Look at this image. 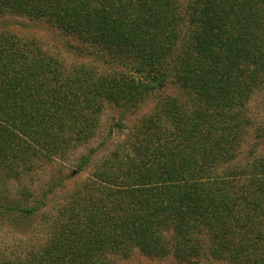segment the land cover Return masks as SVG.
Instances as JSON below:
<instances>
[{"label":"trees","instance_id":"obj_1","mask_svg":"<svg viewBox=\"0 0 264 264\" xmlns=\"http://www.w3.org/2000/svg\"><path fill=\"white\" fill-rule=\"evenodd\" d=\"M4 14L42 18L116 68L68 65L0 30V217L20 225L44 208V238L0 264H117L134 251L264 264V151L237 158L258 131L245 100L264 80V0H0ZM171 84L181 97L158 93ZM152 97L108 151L80 153L89 172L53 206L46 192L67 178L62 166L40 197L9 188L88 143L106 107L122 126Z\"/></svg>","mask_w":264,"mask_h":264},{"label":"rangeland","instance_id":"obj_2","mask_svg":"<svg viewBox=\"0 0 264 264\" xmlns=\"http://www.w3.org/2000/svg\"><path fill=\"white\" fill-rule=\"evenodd\" d=\"M3 29L13 32L18 36L34 38L43 49L61 59L65 64L73 65L84 63L96 69L98 72L113 71L116 68L112 65H107L98 56L87 53L88 50L85 49L86 44H83L76 36L59 29L42 18L4 14L0 16V30ZM158 93L177 97H181V94H183L177 84H171ZM245 102V109L252 123L251 128L254 131L258 128V131L256 133H250L240 145L237 156L239 162H244V159L249 158L251 150L256 152L264 151V137L257 135L264 127V80L253 90L248 99L246 98ZM156 103V97L150 98L144 106L140 107L134 113L125 115L126 118L123 119L124 125L122 126L116 124L121 116L120 110L111 106L106 107L101 115V122L96 135L88 143L71 151L67 159L59 165L48 162L49 164H43L40 169L24 174V177L20 181H11L10 184L13 187L11 186L9 188L11 191L13 189L17 190L20 186L19 183H22L31 188L35 196L40 197V193L47 190L51 181L56 178L58 174L57 167L62 166L63 173L67 178L55 188V193L46 192L47 197L45 200L47 205L53 203V206L56 198L64 194V189L71 187L75 181L84 177L89 172L90 167L84 170L77 169L80 153H86L88 150L94 149V158L101 156V154L108 151L123 136L128 128H131L141 117L148 113ZM248 131L250 130L248 129ZM255 142L256 149L254 147ZM6 191L4 190V193ZM42 209L44 208L40 210ZM40 210L36 211L27 221H21L20 225H13L11 221L0 217V254L14 255L19 252H24L31 245L44 238V233L40 230V220H38ZM168 262V259L149 258L140 254L138 251H134L128 258L119 259L117 264H167Z\"/></svg>","mask_w":264,"mask_h":264}]
</instances>
